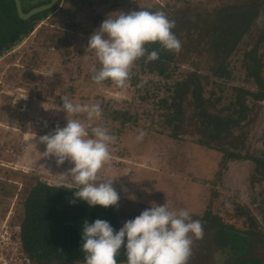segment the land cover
I'll return each mask as SVG.
<instances>
[{
  "label": "rangeland",
  "instance_id": "1",
  "mask_svg": "<svg viewBox=\"0 0 264 264\" xmlns=\"http://www.w3.org/2000/svg\"><path fill=\"white\" fill-rule=\"evenodd\" d=\"M54 7L0 55V264L27 263L18 232L33 188L72 179L71 163L58 165L39 142L65 125L63 96L101 108L92 126L106 127L114 139L98 175L113 179L122 223L133 203L138 214L149 202L188 210L203 234L192 237L187 264H228L229 251L215 252L203 227L205 212L264 237V24L255 22L264 0H61ZM138 9L160 10L173 20L180 48L147 44L158 58L137 59L122 86L94 82L100 64L86 48L88 37L105 14ZM224 11L235 13L240 37L220 52L209 34ZM239 89L261 92L258 99L246 97L247 114L233 102ZM208 114L231 125L211 141L227 142L228 151L254 160L225 161L222 152L199 145L210 138L201 125ZM146 170L154 175L146 178Z\"/></svg>",
  "mask_w": 264,
  "mask_h": 264
},
{
  "label": "clouds",
  "instance_id": "2",
  "mask_svg": "<svg viewBox=\"0 0 264 264\" xmlns=\"http://www.w3.org/2000/svg\"><path fill=\"white\" fill-rule=\"evenodd\" d=\"M257 25L264 24V13L256 17ZM174 21L160 10L116 11L105 14L99 26L87 39L100 68L91 79L96 83L110 80L122 86L129 77V69L139 58L156 60L158 51L147 50L146 45L157 43L165 50H178L180 41L172 28ZM66 123L43 135L48 155L56 163L69 161L72 179L69 191L70 204L82 201L89 207L116 206L119 195L113 188V179H100L98 173L110 159L109 144L114 137L106 127L92 126L101 117L99 104L74 103L67 96L61 97ZM84 114V120L78 118ZM74 115L76 118H68ZM75 185V190H71ZM134 200V196H129ZM191 234V235H189ZM203 234L199 220L191 218L186 209H170L166 202H149L148 207L113 229L106 220L85 219L80 230V251L83 264H118L117 254L123 249V264H187L191 253L192 237Z\"/></svg>",
  "mask_w": 264,
  "mask_h": 264
},
{
  "label": "trees",
  "instance_id": "3",
  "mask_svg": "<svg viewBox=\"0 0 264 264\" xmlns=\"http://www.w3.org/2000/svg\"><path fill=\"white\" fill-rule=\"evenodd\" d=\"M49 1L25 0L27 6H23L20 0L22 10L25 13ZM60 1L58 0L57 4ZM54 8L35 14L28 20H22L17 15L13 0H0V55L5 49L10 48L11 44L19 42L32 29L36 22L46 17ZM236 19L235 13L224 11L217 22L210 24L213 33H211L212 35L209 34V39L219 47L216 48L220 52L223 51L224 47L229 45L230 41L231 43H236L240 37L239 32L236 31V28H239L237 26L239 23ZM233 36L235 37L230 38ZM220 48L222 49L220 50ZM254 60L258 62L255 58ZM166 76H168V73ZM256 87L258 90L262 89V86L259 84ZM250 95L253 97L252 99H258L261 96V92L252 93L248 90L239 89L233 101L244 114H247L248 109L246 97ZM198 96L199 98H203L199 85L197 87ZM242 112L241 114H243ZM201 117V125H203L202 127L206 136L210 138L202 139L203 141L198 142L199 145L222 152L226 156L225 161L238 159L254 160L251 157H242L228 151L227 142L220 144L211 141V135L218 138L228 131V128L231 126L228 123L221 126V124L226 122L224 118L216 114H208ZM240 120H236V123L240 122ZM218 126L220 127L217 130ZM224 126L227 129L222 128ZM224 129L225 131H223ZM153 173L154 171L146 170L143 174L148 178ZM71 190H75V186ZM48 191H50L49 195ZM70 199H72V195L69 191V185L51 186L40 182L33 188L31 195L25 200L23 219L20 231L18 232L21 252L27 261L26 264H83L84 254L79 250L81 243L80 230L83 221L87 219L91 223L95 219L106 220L114 230L123 224L116 215L115 207L117 206H110L108 208L100 206L89 207L82 201L70 204ZM129 207L133 209H128L129 212L125 215L131 219L138 215L137 209L139 206L133 203ZM125 208L127 209V207ZM204 220L203 227L210 232L215 252L217 250L222 251V249L229 251L228 264H240L243 262L247 264H264V237L260 235V230L257 232L241 230L238 227L223 222L218 217H213L210 212H205ZM117 261L118 264H123L125 261L123 249L117 254Z\"/></svg>",
  "mask_w": 264,
  "mask_h": 264
},
{
  "label": "water",
  "instance_id": "4",
  "mask_svg": "<svg viewBox=\"0 0 264 264\" xmlns=\"http://www.w3.org/2000/svg\"><path fill=\"white\" fill-rule=\"evenodd\" d=\"M16 8L17 15L22 20H28L35 14L41 13L43 11H46L48 9L53 8L55 5H57L58 0H50L48 3L36 6L32 9H30L28 12H23L21 2L20 0H13Z\"/></svg>",
  "mask_w": 264,
  "mask_h": 264
},
{
  "label": "crops",
  "instance_id": "5",
  "mask_svg": "<svg viewBox=\"0 0 264 264\" xmlns=\"http://www.w3.org/2000/svg\"><path fill=\"white\" fill-rule=\"evenodd\" d=\"M231 161H233V160H231ZM259 211V210H258Z\"/></svg>",
  "mask_w": 264,
  "mask_h": 264
}]
</instances>
